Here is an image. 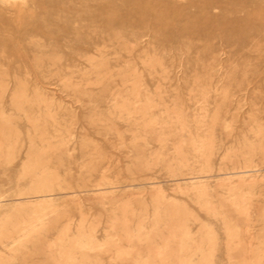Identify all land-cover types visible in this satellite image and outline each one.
<instances>
[{
	"label": "rangeland",
	"instance_id": "rangeland-1",
	"mask_svg": "<svg viewBox=\"0 0 264 264\" xmlns=\"http://www.w3.org/2000/svg\"><path fill=\"white\" fill-rule=\"evenodd\" d=\"M262 146L264 0H0V264H264Z\"/></svg>",
	"mask_w": 264,
	"mask_h": 264
},
{
	"label": "bare ground",
	"instance_id": "bare-ground-1",
	"mask_svg": "<svg viewBox=\"0 0 264 264\" xmlns=\"http://www.w3.org/2000/svg\"><path fill=\"white\" fill-rule=\"evenodd\" d=\"M260 145V144H259ZM262 145V144H261ZM262 147H264V146H262Z\"/></svg>",
	"mask_w": 264,
	"mask_h": 264
}]
</instances>
